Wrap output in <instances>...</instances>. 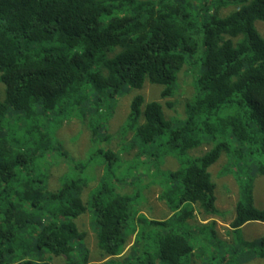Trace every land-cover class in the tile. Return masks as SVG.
Listing matches in <instances>:
<instances>
[{"label": "trees", "instance_id": "trees-1", "mask_svg": "<svg viewBox=\"0 0 264 264\" xmlns=\"http://www.w3.org/2000/svg\"><path fill=\"white\" fill-rule=\"evenodd\" d=\"M186 1L0 0V82L5 86L0 264H49L41 258L45 254L63 257L66 264H182L195 246L173 223L189 221L196 206L206 216L219 215L210 169L223 154L231 159L226 172L240 183L232 233L240 234L248 223H264V209L255 206L254 196V178L264 176V37L256 27L264 22V0H198L196 7ZM44 44L51 46L36 54L34 45ZM186 68L192 71L195 95L186 102L183 120L168 121L161 102H146L138 94L124 125L142 144L165 148L180 164L167 174L160 195L173 213L170 218H136L138 195L119 190L121 160L112 150L100 151L104 173L87 201V163L76 167L78 174L62 176L57 190H47V176L37 172L42 160L59 151L54 119L62 123L76 112L91 114L96 138L104 134L110 115L105 94L116 98L150 83L163 87L166 99L175 94ZM12 110L22 114L24 142L7 130ZM207 143L211 148L202 155H190ZM90 209L102 263L91 262L89 250L80 255L83 245H76L87 232L75 221ZM214 222L198 228L215 234ZM130 236L135 241L123 257ZM256 245V256L264 259V236ZM237 254L227 253L225 263L237 264Z\"/></svg>", "mask_w": 264, "mask_h": 264}, {"label": "rangeland", "instance_id": "rangeland-1", "mask_svg": "<svg viewBox=\"0 0 264 264\" xmlns=\"http://www.w3.org/2000/svg\"><path fill=\"white\" fill-rule=\"evenodd\" d=\"M190 2L194 7L201 4L198 0H187L185 4L190 5ZM232 10L233 7L223 9L221 14L227 16ZM256 27L264 37V22H257ZM199 28L200 25H198L196 31H199ZM50 46V44L34 45V52L36 54L43 53V48H49ZM199 68L201 70L203 66H199ZM3 90L5 91V86L0 82V101L5 96ZM162 91L163 87L147 83L142 91L129 89L116 98L107 97L105 94L103 96L105 110L110 115H107L108 119L104 134H98L96 138L90 126L91 114L83 117L82 114L76 112L74 116L62 123L58 119H54L51 122V129L54 142L59 151L53 152L45 160H42L41 168L37 172L47 176V190L50 192L57 190L61 186L62 176L78 174L79 169L76 167L87 163L85 176L89 179V186L83 195L84 201H87L89 196L99 187V179L104 173L105 159L100 151L112 150L121 160L116 170L119 190L124 194L138 195L136 204H134L136 218L142 215L147 217L148 220H166L170 218L173 213L167 203L160 199V195L163 191L162 187L168 185L167 174L179 169V162L172 155L167 154L165 148L157 150L152 149L155 147L153 145L142 144L133 131L126 130L124 127L130 113L131 102L138 94L144 95L146 102L154 100L161 102L165 108V116H167L168 121L175 124L177 122L175 119L183 120L186 117V102L193 99L195 95L192 71L186 68L180 73L179 84L172 97L161 98ZM90 95L93 98V94ZM167 102L174 104L172 109L167 106ZM9 115H12L7 127L9 134L24 142V133L20 126L23 124L22 114L12 110ZM231 142L233 141L231 140ZM214 145L215 143H212V146ZM210 148L211 144H204L202 147L191 151L190 155H202ZM141 151L147 152L146 155L140 156ZM229 161L231 159L223 154L220 160L210 169L213 180L217 184L216 205L220 210L219 215L206 216L196 206L194 217L189 221H175L173 223L174 227L190 234L195 246L194 255L184 259L182 264H226L224 256L234 251L238 253L235 259L237 264H264V259L255 254L257 241L264 236V223H248L243 227L240 234L232 233L231 223L236 217L235 208L240 198V183L236 174L226 172ZM234 163L236 164V162ZM249 165L253 170L254 162L250 161ZM254 196L255 206L264 209V176L257 175L254 178ZM185 207L190 209L189 205ZM93 221L94 212L91 209L75 221L80 230L87 232L86 240L77 242L76 245L77 247L80 244L83 245L80 255H82L84 249L89 250L90 261L102 263L104 261H102ZM212 222L215 223V234L213 230L201 231L198 228L201 224L209 226ZM157 230V232H161L162 228ZM128 239L129 242L125 253L122 255L123 257L131 253L135 236H130ZM240 239L247 242L248 246L242 245ZM41 258L49 264H66L65 258L52 254H45ZM122 258L118 260L121 261Z\"/></svg>", "mask_w": 264, "mask_h": 264}]
</instances>
